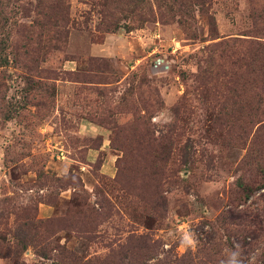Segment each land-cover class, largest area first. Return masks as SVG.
Instances as JSON below:
<instances>
[{"label":"rangeland","instance_id":"374dc122","mask_svg":"<svg viewBox=\"0 0 264 264\" xmlns=\"http://www.w3.org/2000/svg\"><path fill=\"white\" fill-rule=\"evenodd\" d=\"M237 260L264 264V0H0V264Z\"/></svg>","mask_w":264,"mask_h":264},{"label":"clouds","instance_id":"9594fccd","mask_svg":"<svg viewBox=\"0 0 264 264\" xmlns=\"http://www.w3.org/2000/svg\"><path fill=\"white\" fill-rule=\"evenodd\" d=\"M190 243H191V241H189ZM235 264H241V262L239 261V260H237L236 262H235Z\"/></svg>","mask_w":264,"mask_h":264}]
</instances>
